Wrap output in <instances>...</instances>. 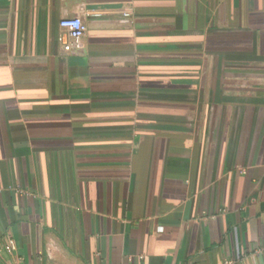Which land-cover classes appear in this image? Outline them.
I'll return each mask as SVG.
<instances>
[{
    "label": "crops",
    "instance_id": "0c3cea01",
    "mask_svg": "<svg viewBox=\"0 0 264 264\" xmlns=\"http://www.w3.org/2000/svg\"><path fill=\"white\" fill-rule=\"evenodd\" d=\"M226 261L264 264V0H0V264Z\"/></svg>",
    "mask_w": 264,
    "mask_h": 264
},
{
    "label": "built area",
    "instance_id": "2783aa9c",
    "mask_svg": "<svg viewBox=\"0 0 264 264\" xmlns=\"http://www.w3.org/2000/svg\"><path fill=\"white\" fill-rule=\"evenodd\" d=\"M60 26L65 30V33L60 36V41L66 51H72L81 47L82 37L87 31V26L79 16L65 17L60 21ZM5 249L12 252L16 249L14 239H10L5 244ZM231 261H226L230 264Z\"/></svg>",
    "mask_w": 264,
    "mask_h": 264
}]
</instances>
